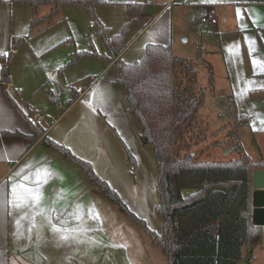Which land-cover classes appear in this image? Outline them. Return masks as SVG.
Returning a JSON list of instances; mask_svg holds the SVG:
<instances>
[{"label":"crops","instance_id":"crops-1","mask_svg":"<svg viewBox=\"0 0 264 264\" xmlns=\"http://www.w3.org/2000/svg\"><path fill=\"white\" fill-rule=\"evenodd\" d=\"M103 1L95 8L97 19L108 29L109 37L124 35L125 48L114 60H110L109 47L95 21L83 8L65 5L51 13L50 8L44 7L35 14L29 4L0 0V52L7 53L0 55V264H167V257L153 244L147 231L124 214L89 179L79 163L65 158L45 143V140L51 141L89 163L97 177L108 183L122 200L125 192L120 167H125L131 179L129 190L132 195L136 194L137 175H130L127 151L114 131L118 132L119 124V135L130 145L122 131L125 128L122 121L126 123L130 119L138 131L136 146L142 152L150 148L153 154L154 149L142 144V128L130 111L126 89L119 83L117 61L141 62L149 45L172 46L177 57L198 59L209 70L211 67L210 82L216 86L217 63L221 64L224 58L226 86L236 98L237 88L226 58L229 50L245 51L249 62L245 83L250 91L251 115L264 117V71L253 67L254 58L264 62L263 0L219 4L224 7L221 10L224 18L234 13L233 18L228 17L223 22L218 18L216 4L211 3L214 0ZM202 2H207L208 6ZM130 4L144 5V15L131 17ZM198 7L203 9V16L200 25L192 28L194 8ZM238 11L243 15L242 21L237 17ZM204 17H212L217 23H203ZM241 23L245 25L244 31ZM177 27L181 29L178 43L175 40ZM245 37L250 40L246 42ZM16 39L26 40L12 51L9 81L4 83L3 68ZM91 43L102 57L93 55ZM79 53L88 54L79 56ZM231 59L238 65L233 52ZM74 97L73 104L67 106L63 98L69 99V103ZM35 115L40 119L33 121ZM34 125L45 129V133L31 144ZM28 164L33 167L26 169L25 176L42 167L50 169L54 176L43 187L44 199L39 206L29 204L14 208L9 204L11 187L21 181L22 177L16 174ZM24 183L30 184V181ZM188 194L189 191H184L185 196ZM77 205L81 220L75 218ZM250 205L252 214V194ZM41 208L44 213L35 216L36 227H32L31 218ZM92 208L99 213V220L90 215ZM22 216L27 218L21 219ZM136 216L145 219L138 213ZM49 218L51 224L61 228L83 227L87 231L77 232L76 240L61 242L58 234L51 230ZM163 224L162 219V226L148 228L162 234ZM249 257L253 258L251 264H264L262 231L260 243L245 248L239 264L249 261Z\"/></svg>","mask_w":264,"mask_h":264},{"label":"trees","instance_id":"trees-1","mask_svg":"<svg viewBox=\"0 0 264 264\" xmlns=\"http://www.w3.org/2000/svg\"><path fill=\"white\" fill-rule=\"evenodd\" d=\"M29 4L37 14L48 7L51 13L65 5L83 8L95 21L114 60L124 50V35L109 37V31L97 19L95 8L103 0H12ZM264 1V0H263ZM131 17L143 16L145 6L130 4ZM36 19L34 20L35 23ZM26 39H16L3 68L2 81H9L13 50ZM88 53H79V56ZM93 55L102 57L95 50ZM119 83L126 89L130 111L142 128L141 141L152 146L159 171L157 191L163 232L157 234L133 214L108 183L95 174L92 166L77 159L69 150L45 140L48 147L79 163L89 179L116 203L132 221L151 236L153 244L167 257V264H239L244 249L260 243L261 229L251 221L252 173L264 169V160L253 162L244 155L228 163L199 162L191 153L198 113L205 91L198 85L194 63L177 57L172 46L149 45L141 62H116ZM210 73L212 68L210 67ZM6 93V91H5ZM7 98L17 107L12 98ZM76 100L74 97L68 106ZM243 122L248 118L242 116ZM32 124V123H31ZM33 125V124H32ZM35 143L45 129L33 126ZM192 139H190V138ZM236 148L242 152V146ZM132 161V157L130 158ZM184 191H189L184 195ZM249 263L253 261L249 257Z\"/></svg>","mask_w":264,"mask_h":264},{"label":"rangeland","instance_id":"rangeland-1","mask_svg":"<svg viewBox=\"0 0 264 264\" xmlns=\"http://www.w3.org/2000/svg\"><path fill=\"white\" fill-rule=\"evenodd\" d=\"M246 1L248 0H214L211 3L216 4V8L219 11L217 14L220 15L218 18L220 22H223L228 17L233 18L234 13H230L224 18L221 15V10H224V7L220 6L221 4L234 2V5H237V3L241 4ZM206 3L204 2L203 4L208 6V3ZM200 7L194 8L196 11L194 15L195 23H193L192 28L198 27L199 23H201L203 9ZM152 9L155 10V7L152 6ZM180 30L179 27L175 29V40L177 43L181 39ZM181 45L183 46V44ZM91 47L97 51L93 43H91ZM232 52L235 54V60L238 62V65H234L231 59ZM226 59L233 83L237 88L235 90L237 91L235 93L236 98L233 97V92L230 93L226 86L225 77L227 75L224 58L220 60L221 64L217 63V75L215 74V78H217L216 86L210 82L211 74L207 66L199 63L198 59H186L195 64L198 72V85L205 91V100L198 113L197 128L194 134H190L194 138V142L191 140V143H194L191 153L196 156L199 162L228 163L241 159L244 155L250 157L253 162H261L264 160V122H262L264 121V117L251 115L252 108L249 104L250 91L247 83H245L247 70H249L248 56L245 51L236 52V50H229ZM68 96H70V99L72 91ZM69 99L63 98L67 106ZM244 115L250 118L248 122L242 121V116ZM122 123L125 126L124 129L122 128L123 138L130 141V145L119 135V124L118 132L114 131V135L127 151L129 157L127 165L129 166L130 175L132 177L134 175L137 176L136 181L132 180V186L134 181L136 183L134 188V193L136 194L132 195L129 190L131 179L127 174V169L123 166L120 167L122 174L120 178L125 192L124 201L120 198L127 207H130L129 210L131 212L133 211L136 215L138 213L145 217L144 222H146L147 226H162L161 216L156 210L160 202V195L157 191L159 171L156 158L151 153L150 148L142 152L136 146L138 131L134 128L133 122L127 119L126 123L124 121ZM237 143H240L242 146L241 153L236 148ZM131 157L133 161L130 159ZM109 187L111 188V186Z\"/></svg>","mask_w":264,"mask_h":264},{"label":"snow or ice","instance_id":"snow-or-ice-1","mask_svg":"<svg viewBox=\"0 0 264 264\" xmlns=\"http://www.w3.org/2000/svg\"><path fill=\"white\" fill-rule=\"evenodd\" d=\"M237 17L241 21L243 20V15L238 11ZM241 30H245V25L241 23ZM246 42L250 40L249 37H245ZM235 47L238 49L239 45H235ZM249 51H252L251 45L249 46ZM0 55H7L6 52H0ZM253 67L254 70L259 68V70L264 71V62H258L255 58L253 59ZM93 97L97 95L96 92H94ZM264 122V121H262ZM33 166L32 164H28L25 166V168H22L16 175L21 176V181H18L14 183L11 187V197L12 199L9 200V204H11L14 208H21L23 206H27L31 204L33 207H37L41 204L42 200L44 199L43 194V187L51 180L54 176V173L48 169L47 167L37 168L34 172H32L29 176H25L24 172L26 169H31ZM30 181V184L24 183V181ZM79 208L80 206L77 205V214L75 215V218L77 220L82 219V215L79 214ZM44 213V210L41 208L38 212H36L33 217L31 218L32 221V227H36L35 224V216L36 215H42ZM90 215L99 220L100 216L99 213L95 211L94 208L89 210ZM27 217L22 216L21 219H25ZM17 228L19 229L21 227L20 221L17 222ZM49 223L51 224V219L49 218ZM61 223H67V221H61ZM51 230L53 233L58 234L59 240L64 243H68L70 241L76 240L77 232H86L87 229L81 227L79 229H70V228H61L57 226L56 224H51Z\"/></svg>","mask_w":264,"mask_h":264},{"label":"water","instance_id":"water-1","mask_svg":"<svg viewBox=\"0 0 264 264\" xmlns=\"http://www.w3.org/2000/svg\"><path fill=\"white\" fill-rule=\"evenodd\" d=\"M252 223L261 228L264 242V169H256L252 173ZM242 264H250L246 261Z\"/></svg>","mask_w":264,"mask_h":264},{"label":"built area","instance_id":"built-area-1","mask_svg":"<svg viewBox=\"0 0 264 264\" xmlns=\"http://www.w3.org/2000/svg\"><path fill=\"white\" fill-rule=\"evenodd\" d=\"M168 1V3H173V2H175V0H167ZM185 3H187V1H185ZM202 22L203 23H212V24H216L217 23V20L216 19H214V18H212V17H204L203 19H202ZM38 119H40V116L39 115H35V116H33V121H36V120H38Z\"/></svg>","mask_w":264,"mask_h":264}]
</instances>
